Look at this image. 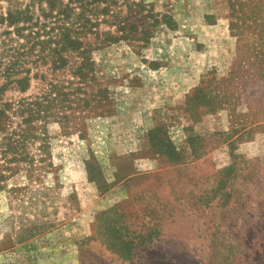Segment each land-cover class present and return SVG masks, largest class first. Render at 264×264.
Masks as SVG:
<instances>
[{"label":"rangeland","instance_id":"1","mask_svg":"<svg viewBox=\"0 0 264 264\" xmlns=\"http://www.w3.org/2000/svg\"><path fill=\"white\" fill-rule=\"evenodd\" d=\"M114 1L117 21H100L83 59L0 93L16 102L55 87L46 140L26 161L0 157V264H264V83L220 88L255 70L264 0L243 11L229 0ZM207 81L230 107H187Z\"/></svg>","mask_w":264,"mask_h":264},{"label":"trees","instance_id":"2","mask_svg":"<svg viewBox=\"0 0 264 264\" xmlns=\"http://www.w3.org/2000/svg\"><path fill=\"white\" fill-rule=\"evenodd\" d=\"M260 2L254 4L253 0H229L232 11H243L245 8L253 10L255 7L251 5L259 6ZM122 4L126 8L128 1ZM118 9V3L114 0H0V93L4 88L26 93L32 79H38L39 76L43 78L38 74L41 68L45 67L51 72L60 71L67 66L70 54H77L83 59L85 38L100 21L112 26L120 14ZM244 19L253 18L245 15ZM230 27L232 30L234 25L231 23ZM257 39L248 54V61L255 70L249 75L232 71L220 88L225 86L229 91L227 87L232 81H236L243 90L248 83L257 80L264 83V36L261 34ZM85 61L79 69H82ZM48 86V91L33 98L16 102L0 100V157L11 155L16 162L26 161L23 155L26 147L37 140H46L45 124L52 115L50 97L51 90L55 88ZM211 87L212 82L207 81L193 90L191 96L187 97V107L203 113L230 107V100L210 90ZM239 102L245 106L248 98L244 97ZM237 116L236 120L239 121L240 115ZM37 121L43 122L40 128L43 133L38 136ZM195 139L191 133L187 136V145L192 151ZM42 145L44 149L46 143ZM160 148L163 149L160 153L163 157L172 162L178 161L179 154L169 142H161ZM2 178L0 176V182Z\"/></svg>","mask_w":264,"mask_h":264}]
</instances>
